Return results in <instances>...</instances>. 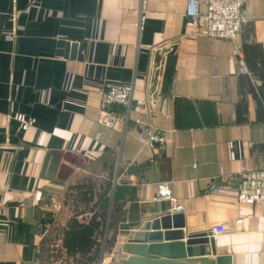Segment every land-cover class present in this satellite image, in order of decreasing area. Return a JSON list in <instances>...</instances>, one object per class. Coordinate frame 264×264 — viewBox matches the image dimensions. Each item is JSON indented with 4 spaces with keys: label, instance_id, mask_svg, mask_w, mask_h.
<instances>
[{
    "label": "crops",
    "instance_id": "crops-1",
    "mask_svg": "<svg viewBox=\"0 0 264 264\" xmlns=\"http://www.w3.org/2000/svg\"><path fill=\"white\" fill-rule=\"evenodd\" d=\"M187 7L188 0H0V264H45L46 244L61 247L59 228L81 209L82 180L108 177L129 192L115 245L99 264H115L145 217L173 211V200L156 197L163 181H173L188 231H211L233 264H264V204L238 198L247 187L242 167L264 170V0L245 1L249 20L234 41L189 25ZM75 42H86L82 58ZM234 43L261 46L243 53L250 74ZM174 44L154 102V53ZM108 82L134 87L115 127L98 119ZM156 130L167 141L140 140ZM220 224L225 231L215 234Z\"/></svg>",
    "mask_w": 264,
    "mask_h": 264
},
{
    "label": "water",
    "instance_id": "water-1",
    "mask_svg": "<svg viewBox=\"0 0 264 264\" xmlns=\"http://www.w3.org/2000/svg\"><path fill=\"white\" fill-rule=\"evenodd\" d=\"M76 46H79L78 56L82 58L81 50L86 48V42H75L73 50ZM70 47L71 42H68L66 52ZM176 48V44L163 46L154 53L150 85L154 102L161 86L165 55L173 54ZM154 144L159 145L158 142ZM110 261L115 264H233L231 255L218 252L211 231H188L183 211L177 210L145 217Z\"/></svg>",
    "mask_w": 264,
    "mask_h": 264
},
{
    "label": "built area",
    "instance_id": "built-area-1",
    "mask_svg": "<svg viewBox=\"0 0 264 264\" xmlns=\"http://www.w3.org/2000/svg\"><path fill=\"white\" fill-rule=\"evenodd\" d=\"M246 0H188L186 16L189 25L203 26L206 33L211 37L228 38L234 41L244 23L248 19L245 12ZM233 49L239 54V63L241 71L250 74L244 54L240 47L234 43ZM133 85L122 82H108L100 88L99 116L100 122L115 127L117 123L124 119L117 108L119 106H128L131 104L133 95ZM139 121V120H138ZM143 142L163 143L167 137L160 130L149 133L147 137H140ZM241 178L247 182V187L238 198L242 202L264 204V189H258L264 182V170H250L243 166ZM231 176V175H230ZM238 178L239 174L232 175ZM156 197L160 199H171L174 201V209L181 211L184 209L183 202L177 201L173 197V181H163L157 185ZM218 188L215 187L214 191ZM215 234L225 231L224 225H215L213 227Z\"/></svg>",
    "mask_w": 264,
    "mask_h": 264
},
{
    "label": "trees",
    "instance_id": "trees-1",
    "mask_svg": "<svg viewBox=\"0 0 264 264\" xmlns=\"http://www.w3.org/2000/svg\"><path fill=\"white\" fill-rule=\"evenodd\" d=\"M248 46L256 51L261 47L256 43H246L241 47L244 54L248 53ZM108 178L106 183L99 185L96 181L82 180L81 190L76 193L81 209L76 210L69 221L59 228L62 235L61 252L64 249L65 258L72 264H98L104 252L111 251L115 245L116 216L122 214L121 198H125L129 189L125 183L113 185ZM99 188L102 190L99 191ZM110 191L112 196L109 195ZM46 241H42V250Z\"/></svg>",
    "mask_w": 264,
    "mask_h": 264
},
{
    "label": "rangeland",
    "instance_id": "rangeland-1",
    "mask_svg": "<svg viewBox=\"0 0 264 264\" xmlns=\"http://www.w3.org/2000/svg\"><path fill=\"white\" fill-rule=\"evenodd\" d=\"M48 246V253L46 258V263L50 262L49 264H72L70 260L65 258V255L61 252V249L59 246H57V242H52L49 244H46V247ZM52 260V261H51ZM103 259H101L99 263H101Z\"/></svg>",
    "mask_w": 264,
    "mask_h": 264
}]
</instances>
